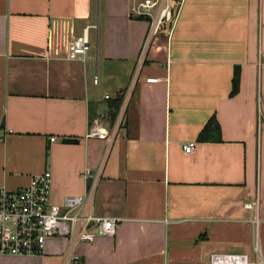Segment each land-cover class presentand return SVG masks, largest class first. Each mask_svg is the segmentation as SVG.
<instances>
[{"label": "crops", "instance_id": "crops-1", "mask_svg": "<svg viewBox=\"0 0 264 264\" xmlns=\"http://www.w3.org/2000/svg\"><path fill=\"white\" fill-rule=\"evenodd\" d=\"M172 3L108 145L85 134L94 117L117 121L146 21L130 17V0H0V185L50 171L61 203L85 192L82 172L107 150L93 212L120 221L112 238L75 247L79 264H264V0ZM86 27L85 60L68 59ZM212 116L220 140L198 141ZM66 245L50 238L42 256L0 259L61 264Z\"/></svg>", "mask_w": 264, "mask_h": 264}, {"label": "built area", "instance_id": "built-area-1", "mask_svg": "<svg viewBox=\"0 0 264 264\" xmlns=\"http://www.w3.org/2000/svg\"><path fill=\"white\" fill-rule=\"evenodd\" d=\"M179 4L172 0H130L129 15L133 19H143L147 27L139 48L132 78L122 92L119 115L114 126L101 117L91 119L85 138L112 141L120 124L133 84L146 60L147 54L155 43L163 26L172 24ZM88 29L79 36H73L67 43V58L85 60L89 47ZM147 83L158 82V78H146ZM92 82L97 83L96 76ZM108 98V96H105ZM57 140L51 137L50 142ZM196 143H182L185 154H191ZM109 148V147H108ZM96 170L85 168L81 177L86 182L85 192L81 195L65 196L61 203L51 200L52 174L50 171L30 176L29 183L22 189L9 190L0 185V257L2 256H42L47 240L64 238L66 249L61 264H79L80 255L75 247L80 243H92L98 237L112 238L119 219L112 216L97 215L93 212V199L99 182L102 166ZM254 203L245 206L251 208ZM211 264H249L244 254H213Z\"/></svg>", "mask_w": 264, "mask_h": 264}, {"label": "trees", "instance_id": "trees-1", "mask_svg": "<svg viewBox=\"0 0 264 264\" xmlns=\"http://www.w3.org/2000/svg\"><path fill=\"white\" fill-rule=\"evenodd\" d=\"M171 25V23L169 24ZM239 84H240V72L239 68L235 67L233 71V76L231 79V90H230V95H235L239 91ZM119 98L115 101L117 107L119 105ZM219 125L217 124L215 116H212L207 123L204 125L202 130L197 136L198 141H219L220 136H219Z\"/></svg>", "mask_w": 264, "mask_h": 264}, {"label": "rangeland", "instance_id": "rangeland-1", "mask_svg": "<svg viewBox=\"0 0 264 264\" xmlns=\"http://www.w3.org/2000/svg\"><path fill=\"white\" fill-rule=\"evenodd\" d=\"M0 264H39V262L36 259H27V260H11V259H6V261H1L0 259Z\"/></svg>", "mask_w": 264, "mask_h": 264}, {"label": "water", "instance_id": "water-1", "mask_svg": "<svg viewBox=\"0 0 264 264\" xmlns=\"http://www.w3.org/2000/svg\"><path fill=\"white\" fill-rule=\"evenodd\" d=\"M66 142H72V140H66ZM49 158H47V164H48Z\"/></svg>", "mask_w": 264, "mask_h": 264}]
</instances>
